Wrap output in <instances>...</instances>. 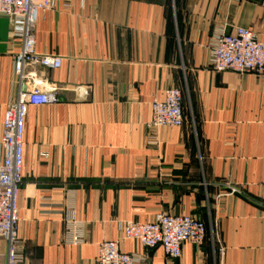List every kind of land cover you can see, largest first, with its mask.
Here are the masks:
<instances>
[{
  "label": "crops",
  "instance_id": "obj_1",
  "mask_svg": "<svg viewBox=\"0 0 264 264\" xmlns=\"http://www.w3.org/2000/svg\"><path fill=\"white\" fill-rule=\"evenodd\" d=\"M236 28L264 42V0H54L34 38L61 67L26 68L19 82L21 42L0 16V135L20 95L54 87L58 99L25 120L24 264H94L104 241L146 264H264V75L210 67L208 44ZM168 89L182 95L184 125L152 133L150 104ZM158 213L194 217L205 242L170 260L122 241L124 223Z\"/></svg>",
  "mask_w": 264,
  "mask_h": 264
},
{
  "label": "built area",
  "instance_id": "obj_2",
  "mask_svg": "<svg viewBox=\"0 0 264 264\" xmlns=\"http://www.w3.org/2000/svg\"><path fill=\"white\" fill-rule=\"evenodd\" d=\"M54 0H0V16L7 19L14 36L20 39V49L13 58L14 74L22 82L26 68L58 70L61 58L36 52L34 25L39 12H46ZM210 67L218 73L264 75V42L247 29L236 28L232 33L216 35L208 44ZM57 89L32 88L8 104L3 116L0 135V239L6 243V264H24L28 254L18 241V194L22 185L24 129L28 109L57 102ZM148 130L179 129L185 118L182 95L176 89L164 92L162 100L150 104ZM206 240L204 224L189 215L156 214L147 223L126 222L122 241L138 244L144 251L159 247L164 256L177 260L184 243L199 247ZM67 244L80 245L79 235L71 234ZM222 254V250H219ZM94 264H146L140 254H126L117 241L98 245Z\"/></svg>",
  "mask_w": 264,
  "mask_h": 264
}]
</instances>
